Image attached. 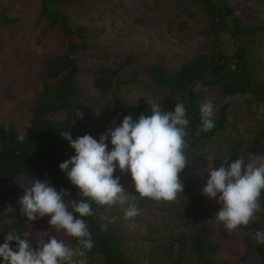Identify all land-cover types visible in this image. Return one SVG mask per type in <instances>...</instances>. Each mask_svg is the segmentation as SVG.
Returning a JSON list of instances; mask_svg holds the SVG:
<instances>
[{"label": "rangeland", "instance_id": "1", "mask_svg": "<svg viewBox=\"0 0 264 264\" xmlns=\"http://www.w3.org/2000/svg\"><path fill=\"white\" fill-rule=\"evenodd\" d=\"M223 1L243 23L260 27L248 37V57L264 77V0ZM38 6L39 0H0V10L11 20L0 25V124L12 122L19 133L28 126L29 105L41 88L44 44L41 24H36ZM55 6L87 43L86 49L75 52L77 63L82 67H117L122 81L117 95L128 103L174 98L171 91L148 81L145 71L150 66L172 71L193 56L210 53L212 46L225 53L233 49L227 33L214 34L207 15L194 0H72ZM54 46L49 47L54 51ZM92 76L89 72L77 75V97L88 108L86 123L100 136L123 118L107 109L111 96H100L93 89ZM203 93L205 101H212L215 116L217 108L226 105L227 120L221 131L188 153L190 163L180 174L184 192L177 202L141 198L130 173H121L118 167L114 173L139 209V215L131 219H125L127 205L103 209L105 216L116 218L108 225V235L119 244L129 264H195L189 250L195 224L208 227L217 245L212 264H247L252 253L261 248L253 236L264 231L263 224L258 223L259 229L253 220L229 233L215 218L221 207L218 197H206L202 190L209 179V165L215 170L225 159L231 163L243 158L244 149L264 125V108L248 94L226 95L206 89ZM106 143L111 150L110 140ZM49 219H25L22 234H29L33 247L45 232L64 240L62 232H52Z\"/></svg>", "mask_w": 264, "mask_h": 264}, {"label": "trees", "instance_id": "2", "mask_svg": "<svg viewBox=\"0 0 264 264\" xmlns=\"http://www.w3.org/2000/svg\"><path fill=\"white\" fill-rule=\"evenodd\" d=\"M72 0H39L36 24H41L40 38L44 48L41 53V88L29 105L28 126L19 133L12 122L0 124V244L9 231L23 232L26 217L20 213L19 199L33 179L47 180L57 191H68L71 199L79 200V190L71 185L59 165L73 156L74 150L59 134L71 132L73 138L99 134L86 123L87 106L77 97V75L91 73L93 89L104 97L111 96L107 109L124 118L131 115L134 120L150 115L151 103H128L117 93L122 81L117 77V67H82L75 57L77 50L87 48L81 31L72 29L65 16L56 8L57 3ZM210 21L214 34L224 31L233 42V49L225 53L212 46L210 53L198 54L183 61L169 71L160 65L146 69L148 81L155 87L171 91L174 98L161 102L166 111H174L175 103H184L190 121L187 154L198 143L221 131L227 120L226 105L217 108L215 127L207 133L196 135L200 125L199 105L205 101L203 90L218 91L226 95L248 94L264 108V77L255 62L248 57V37L260 30L258 26L243 23L233 9L223 0H194ZM4 10H0V25L8 24ZM55 33V34H54ZM54 35L55 37L51 36ZM54 44V51L50 49ZM50 46V47H49ZM246 160H264V125L260 127L249 145L244 149ZM261 210L253 221L264 225V192L260 197ZM9 207L12 211H9ZM105 206L99 208L95 217H85L94 241V247L86 252V262L96 264H129L119 244L107 231L100 230L99 220ZM93 209L96 206L93 205ZM71 210V207L69 208ZM260 229V228H259ZM66 243L76 246L75 238L64 237ZM189 250L195 264H212L217 245L211 231L203 224H195L189 235ZM15 247V243L11 245ZM252 253V252H251ZM0 264H3L0 259ZM247 264H264V245L251 255Z\"/></svg>", "mask_w": 264, "mask_h": 264}, {"label": "clouds", "instance_id": "3", "mask_svg": "<svg viewBox=\"0 0 264 264\" xmlns=\"http://www.w3.org/2000/svg\"><path fill=\"white\" fill-rule=\"evenodd\" d=\"M149 106L150 115L141 114L136 120L131 115L124 116L118 126L109 128L98 140L90 134L76 138L69 131L59 134L75 153L59 168L79 190L80 198L65 200L69 195L67 190L57 191L47 180L33 179L27 187L21 185L24 194L19 199L20 213L28 221L50 217L48 223L52 232H62L78 243L73 247L45 232L33 247L27 232L9 231L0 244L3 264H86L85 254L94 247V241L85 217H95L101 206L116 205H127L125 219L139 215L120 177L114 176L117 167L121 173H130L141 198L177 202L185 187L180 174L190 163L186 152L190 142L187 109L184 103H175L174 111L164 110L161 102L153 101ZM199 113L196 135L215 127V107L210 99L200 103ZM109 140L111 150L106 143ZM208 171L209 179L202 194L213 199L218 197L221 207L216 220L229 233L247 227L261 210L264 160L238 157L229 163L228 158L215 170L209 165ZM9 211H12L10 207ZM115 219L99 214V220L106 221L100 224V230L107 231ZM253 239L264 245V231L255 232Z\"/></svg>", "mask_w": 264, "mask_h": 264}]
</instances>
